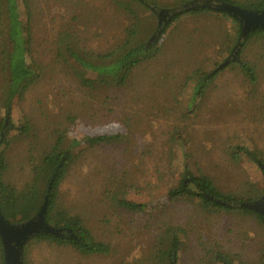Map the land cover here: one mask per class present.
Returning a JSON list of instances; mask_svg holds the SVG:
<instances>
[{
    "label": "rangeland",
    "instance_id": "obj_1",
    "mask_svg": "<svg viewBox=\"0 0 264 264\" xmlns=\"http://www.w3.org/2000/svg\"><path fill=\"white\" fill-rule=\"evenodd\" d=\"M89 1L84 0L86 4ZM107 1L103 0L107 4L101 7L95 0L100 12L93 15L92 22H81L90 21L84 14L77 27L73 24L84 49L95 51L108 47L111 50L107 58H95L90 63L105 67L142 44L150 43L151 48L144 56L135 58L132 72L121 89H114L116 81L111 77L95 73L91 78L108 83L109 88L93 99L77 93L76 102L66 100L61 94L60 100L59 93L75 87L72 78L80 69L66 54L56 65L51 39L72 19L58 16L55 11L48 14L49 10L46 15L41 5L33 21L37 40L34 57L42 64L44 76L13 102L10 117L15 127H20L25 117L34 129L32 136L20 139L6 128L8 139L14 140L7 152L9 168L4 181L18 191L31 183L33 178L27 169L31 147L41 144L47 123H60L64 119L63 112L55 116L54 105L74 113L75 119L68 124L60 145L67 150L77 141L79 144L71 149V155L78 160L59 186L58 210L78 217L97 241L109 246V253L82 256L53 243L26 241L24 244L30 245L26 247L25 264H137L150 253L155 235L167 221L187 231L180 240L182 249L177 264H222L217 259L219 255L228 264L235 263L223 250L213 249L205 255L201 245L206 235L212 237L209 243L227 241L225 249L254 261L257 255L249 247L255 244L264 247V231L255 221L240 217L236 211L211 206L198 196L184 194L173 203L165 196L180 184L185 168L193 177L203 173L223 193L236 197L264 195L263 171L238 150L252 151L264 164V58L261 57L264 49L257 43L241 54L247 65L254 66L257 79L254 87L234 68H227L203 96L197 97L194 87L198 78L208 74L231 53L233 47L226 41L233 23L213 11L201 16L187 11L163 30L154 12L181 7H174L177 0H145L151 9L133 0H116L121 7L117 15L116 7ZM230 1L251 5L257 0ZM191 2L187 0L186 4ZM125 9L140 18L141 32L125 47L118 48L117 36L129 25ZM115 17H119L120 25L114 22ZM81 73L86 77L91 75L86 71ZM5 88L0 72V120L4 119ZM49 93L54 95V104L50 102L47 109ZM111 135L121 137L108 145L93 147L84 140ZM123 200L145 205V210L122 209ZM209 211L211 224L199 215ZM254 229L259 231L260 238L254 236ZM243 231L248 236L242 235ZM175 235L171 232L163 237L165 251L171 250ZM234 239L239 243L235 244ZM245 250L248 251L245 253Z\"/></svg>",
    "mask_w": 264,
    "mask_h": 264
},
{
    "label": "trees",
    "instance_id": "obj_2",
    "mask_svg": "<svg viewBox=\"0 0 264 264\" xmlns=\"http://www.w3.org/2000/svg\"><path fill=\"white\" fill-rule=\"evenodd\" d=\"M96 1L100 3L101 7L107 4L106 2L103 3V0ZM133 1L141 6L151 9L150 5H148L145 0ZM186 1L187 0H177L175 1L174 7L185 5ZM219 1L237 6L246 11L257 13L264 12V0H257L251 3V5L236 4L230 0ZM107 2H109L110 6L116 7L115 15L120 13L121 7L116 0H108ZM41 5H44L46 15L47 10H49L48 14L55 11L54 13L58 16H70V19H72L69 23L66 22L62 25L60 28L63 29L57 31L51 39V50L54 51L55 59H57L55 60L56 65L59 64V60H61V62L64 60L66 54L72 61V64L74 66H78L80 69V71L78 70V73L74 74L75 76L72 78L75 83V87H70L68 91L59 93L58 97L60 100L61 94V96L65 97L66 100L76 102L75 95L77 93L80 95L83 94L86 99H88L87 97H89V99H93L99 92L109 88L108 83L99 82L96 81L95 78H91V76L95 73L111 77L114 81H116L114 89H121L132 72V66L135 62V58L147 54L152 45L147 43L135 47L128 51L117 62L108 66H94L90 63V61L95 58H107L112 54L111 50L108 47L103 50L99 47L98 50L95 51L84 49L82 46L83 43L80 41V35L76 33L73 24L76 25L84 14L90 21L83 19L81 22H92L93 15L98 11L100 12V9L95 5V0H90L88 4H86L84 0H0V38H2L0 43V72L4 76L6 83L2 105L4 119L0 120V214L9 226L18 227L32 221L41 210V207L46 199L47 204L44 215L45 223L54 229L67 230L70 234L63 237L53 236L50 234H37L29 237V242L36 241L53 243L70 248L82 256H106L109 253L108 245L97 241L90 230L86 228L84 223L78 217L69 216L66 211L61 209L58 210L57 195L59 186L74 167L76 160H78L77 156L71 155V149L79 144L77 141H73L72 146L67 150H63L60 145L65 137L67 128L75 119L74 113L71 111H64L62 107L54 105L57 112L55 113V116L59 117L63 112L64 119L60 123H47V127L44 130L45 136H43L44 139L41 140V144L37 147H31L27 156L29 162L27 163V169L33 178L31 183L27 184L23 190L18 191L12 185L4 181V177L9 168L7 152L12 145L11 141L14 140L13 137L8 139L5 131L6 128L9 131H13L15 133L14 136L20 139L32 136L31 134L34 129V126L27 118L24 117L21 120L20 127H15L11 122L10 117L13 102L18 98H22L25 93L29 89L36 86L44 76V68L42 64L34 57L37 40L34 38L33 21L34 16H36L35 11L38 10ZM38 11H41V8ZM205 12H208V10L196 8L188 13L195 16H201ZM185 14H182L181 16H184ZM218 14L230 20L234 25L231 31L228 32L226 41L228 44L230 43L233 48L231 53L221 64L215 65L214 69H212L208 74L201 75L198 78L194 87V92L197 97L203 96L212 86L215 78L227 68H234L237 72L247 78V82L250 85L253 87L256 85L257 79L255 77L254 66L247 65V62H244L241 59V54L246 51L250 45H255L257 43L260 48L264 49V31L255 30L251 32L245 40L240 41L241 27L239 22L226 14ZM125 15L128 17L129 25L122 28L117 36L116 42L118 43V48L125 47L131 39L136 37L141 32L142 21L138 18L136 13L132 10L125 9ZM181 16L179 15L173 18L170 23L174 22ZM117 18L119 17L114 18V22L117 25H120ZM168 25L169 23L166 26ZM114 39L115 38L112 39V42ZM235 48H238V51L236 59L233 60L231 54ZM263 54L264 53L261 55L262 58H264ZM248 62L250 63V61ZM81 71H86L88 74L90 73V77L84 76ZM194 72L197 74L199 70ZM56 95H58V93ZM48 96L51 97L52 94L49 93L47 98ZM50 97L47 99V109H49V105H51L50 102L54 104V95L51 99ZM72 98L73 101H71ZM56 105H59V101H56ZM157 107V111H160V105L157 104ZM150 109L153 110L154 107H151L150 105ZM150 123L152 124V128L156 127L153 124V121ZM148 128L150 129V127ZM120 137V135L96 136L85 138L84 140L89 147H93L108 145L117 141ZM238 150H240L239 152H243L244 155H247L249 159L256 163L259 169L263 171L260 166L264 168V164L257 160L255 153L246 148H239ZM187 184L188 188H186ZM131 187L134 186H130V189H133ZM250 189L252 190L251 187ZM184 194L198 196L211 206L219 207L223 211H236L237 215H240V217L255 221L262 231H264V218L258 213L246 208L231 207L232 205L242 203L249 204L257 202L262 198V196H256L253 194L248 197H243L242 195L240 197H236L223 193L203 173H200L197 177H193L187 168L183 171V177L180 184L169 190L165 197L168 202L173 203ZM216 202L224 203L225 205L223 206L217 204ZM120 206L122 209L130 212L138 211L140 209L145 210V205H137L124 200L120 202ZM199 215H201V217H205L204 219L206 223L211 224L209 219L211 215L210 211L199 213ZM171 232H175L176 235L172 241L171 250L165 251L164 244L162 243L163 237ZM228 232L230 233L231 230H228ZM253 233L255 237L260 238L259 231L257 229H254ZM248 234L249 233L247 231H243L242 235L246 237ZM185 235H187L186 230L173 226L169 221L163 223V227H161L160 232L155 235L154 245L152 246L150 253L144 259L136 263L165 264L168 261L169 264H177L179 254L182 249L180 240L184 238ZM211 238L212 237L210 235H206V241L201 245V249L204 251L205 255L212 252L213 249H218L220 251L223 250L226 254L232 256L235 259L234 264H264L263 245L255 244L249 247L250 251L257 255L254 258V261H252V259H248L244 254L237 256L235 253H232V251L225 249V247H228L226 246L227 241L213 240L212 243H209L208 241ZM235 239L234 243L238 244L239 240ZM29 242L28 244H25L22 249V264H25L24 255L27 250V245H30ZM243 246L245 247L246 245L244 244ZM247 251L248 250H245V253ZM217 259L222 264H228L220 255ZM0 264H4V254L1 240Z\"/></svg>",
    "mask_w": 264,
    "mask_h": 264
},
{
    "label": "water",
    "instance_id": "obj_3",
    "mask_svg": "<svg viewBox=\"0 0 264 264\" xmlns=\"http://www.w3.org/2000/svg\"><path fill=\"white\" fill-rule=\"evenodd\" d=\"M196 8L206 9L216 13L226 14L237 20L241 27L240 41L245 40L249 34L255 30L264 31V12L257 13L243 10L237 6L221 2L219 0H193L191 4H185L179 8L171 10L153 11L159 18L158 25H163V30L173 18L187 11L195 10ZM153 10V9H152ZM162 20V21H161ZM162 22V23H161ZM161 34V32H159ZM240 45V44H239ZM238 48H235L231 54L233 60L236 59ZM264 171V168L260 166ZM220 205L224 203L216 202ZM46 199L37 216L30 222L18 227L9 226L0 214V240L3 247L4 264H22L21 256L24 243L29 240V237L37 234H50L53 236H66L69 231L64 229H54L47 225L44 221ZM236 208H246L258 213L264 218V195L254 203L238 204L231 206Z\"/></svg>",
    "mask_w": 264,
    "mask_h": 264
},
{
    "label": "flooded vegetation",
    "instance_id": "obj_4",
    "mask_svg": "<svg viewBox=\"0 0 264 264\" xmlns=\"http://www.w3.org/2000/svg\"><path fill=\"white\" fill-rule=\"evenodd\" d=\"M158 20H159V18H158ZM162 21V20H161ZM162 23V22H161ZM163 24V23H162Z\"/></svg>",
    "mask_w": 264,
    "mask_h": 264
}]
</instances>
